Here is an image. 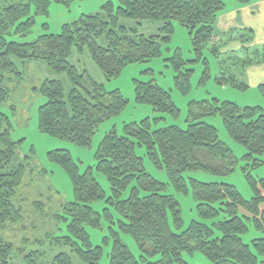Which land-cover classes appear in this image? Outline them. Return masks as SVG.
<instances>
[{"label":"trees","instance_id":"1","mask_svg":"<svg viewBox=\"0 0 264 264\" xmlns=\"http://www.w3.org/2000/svg\"><path fill=\"white\" fill-rule=\"evenodd\" d=\"M76 1L0 0V105L9 98L8 84L13 77L22 80V65L45 61L53 72L66 74L71 84L67 93L63 81L49 79L36 90L46 99L38 111L39 131L54 138L90 148L99 127L128 105L120 91L107 92L87 71L80 72L72 65L69 59L74 51L88 49L92 61L111 80L128 65L160 57L162 44L171 41L178 24L188 29L198 59L207 46L219 56L215 24L226 9L224 0H118L117 6L109 2L99 12L64 25L59 34H43L25 43L12 39L28 37L36 17L49 16L53 2L68 6ZM124 21H134L136 27ZM143 22H162L161 33L141 34L137 25ZM255 50L245 60L246 66L264 65V45ZM172 63L178 72L176 87L187 94L193 70L182 71L186 62L178 51ZM218 82L242 90L249 87L236 75L225 73ZM259 90L264 97V84ZM136 101L174 118L180 114L171 94L153 81L136 82ZM190 107L185 129L172 125L153 130L152 122L145 119L125 125L123 134L109 132L95 154V167L84 173L68 151L49 153V160L69 175L73 200L53 214V232L35 241L39 246L50 242L56 249H63L48 263L41 261L40 251L24 254L4 237L10 226L23 221L17 196L28 171L25 165L12 167L18 142L11 137L9 120L0 114V264H14L17 255L22 256L23 264H100L104 248L94 246L88 228L103 229V222L110 225V235L105 237L107 244L112 242L109 264H190L184 255L196 254L204 256L208 264H264V178L256 180L247 175L254 192L250 200L232 184L190 178L198 214L213 222L193 221L183 229L181 204L167 193L168 184L146 172L144 159L136 153L137 147L144 146L145 157L165 169L169 185L179 192H188L187 173L230 175L238 158L219 139L216 127L203 120L220 116L230 137L247 150L245 158L255 167L263 163L258 157L264 155V107H240L217 99L195 102ZM94 171L103 174L111 188L103 213L92 206L105 198ZM128 189L130 194L124 199ZM36 206L43 213L42 205ZM250 228L261 236L246 243L243 237ZM123 234L137 243L138 256L123 240Z\"/></svg>","mask_w":264,"mask_h":264},{"label":"rangeland","instance_id":"2","mask_svg":"<svg viewBox=\"0 0 264 264\" xmlns=\"http://www.w3.org/2000/svg\"><path fill=\"white\" fill-rule=\"evenodd\" d=\"M226 9L220 14L215 24L219 35L217 51L219 56L212 52V47L207 46L200 59L194 51L188 29L175 24V32L171 41L162 44L160 57L143 63L131 64L125 67L122 73L108 80L100 68L92 61L88 49L83 52L74 51L69 61L80 72L87 71L98 83L103 84L107 92L118 90L128 101L127 107L117 116L104 122L92 140L90 148L79 147L69 141L54 138L39 131L38 111L46 99L36 90L49 79H58L64 82L67 93L71 84L66 74H57L49 69L45 61H33L22 65V80L13 77L8 84L9 98L0 105V114L7 117L10 124L11 137L18 142L17 154L12 167L25 165L28 171L24 184L18 189L17 202L23 210V221L10 226L4 232V237L14 243L17 248L24 250V254L30 251H40L41 261L51 262L52 258L63 249H56L50 242L43 246L35 244L36 240H44L46 234L52 233V216L60 208L73 200V187L69 175L60 165L49 160V153L53 151H68L74 162L78 165L81 173L89 167H95V154L104 137L111 131L116 130L123 134V128L127 124L140 123L149 119L153 130L167 126L187 128L190 116L191 104L202 101L220 102L229 101L240 107H264V97L259 90V84L264 79L250 78V72L255 75V68L246 66L245 60L252 57L255 49L264 45V0H250L248 4H240L236 0H224ZM109 2L117 6L118 0H79L70 5H61L53 2L50 6L49 16H37L36 25L28 37L14 36L12 39L21 43L32 42L43 34H59L63 26L76 22L83 15L95 14L101 7ZM252 10L257 11V16L249 14ZM238 11V12H237ZM261 12V13H260ZM131 27H136L134 21H124ZM232 26L233 29L229 30ZM139 32L145 36L159 35L162 22H143L137 25ZM252 30V31H250ZM249 48L248 52L246 49ZM181 54L186 62L182 71L193 70L190 91L187 94L176 87L175 77L177 71L172 63L176 52ZM254 66V65H253ZM222 73L236 75L239 80L249 87L246 90L233 87L229 84L218 82ZM144 83L153 81L171 94L174 104L180 114L177 118L171 115L154 111L147 104H139L136 101V82ZM203 120L218 130L221 141L228 145L238 158L235 171L227 176H215L204 172L187 173L186 182L188 192H179L169 185L170 180L165 169H160L145 157L144 146L137 147L136 153L144 159L146 172L161 183L168 184L167 193L173 195L181 204L183 229L189 227L193 221H201L211 225L213 220L202 218L197 211V204L192 196L190 178L202 182H220L234 185L246 200L252 199L254 192L249 185L247 175L250 173L256 180L264 178V155L258 157L263 163L254 166V162L245 158L247 150L235 142L227 133L223 120L220 116H211ZM5 128V127H4ZM94 175L105 191V198L95 202L92 206L96 212L103 213L108 207L106 198L111 196V188L107 178L97 171ZM130 194L128 189L123 198ZM36 204H41L43 213ZM175 228V227H174ZM94 246H102L104 255L100 264H109V254L112 242H105V237L110 235V225L103 222V229L88 228ZM261 236L255 229L243 237L244 242L251 243L253 239ZM130 250L139 255L137 243L129 235H122ZM23 254V255H24ZM190 264H208L201 254L195 256L184 255ZM14 264H23L22 256H15Z\"/></svg>","mask_w":264,"mask_h":264},{"label":"crops","instance_id":"3","mask_svg":"<svg viewBox=\"0 0 264 264\" xmlns=\"http://www.w3.org/2000/svg\"><path fill=\"white\" fill-rule=\"evenodd\" d=\"M248 12H249V14H251V16H254V15L257 16V13H258L257 11H254V10H252L251 12L249 10ZM233 28H234V26H232L229 30H231ZM251 67L255 68L256 72H255V75L253 74V72H250V76H249L250 78H252V79H254V78L264 79V65H254ZM262 84H264V82H262ZM260 85L261 84H259L258 86H260Z\"/></svg>","mask_w":264,"mask_h":264}]
</instances>
